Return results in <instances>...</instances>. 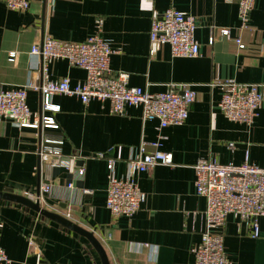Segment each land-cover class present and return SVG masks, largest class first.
<instances>
[{
  "label": "crops",
  "instance_id": "crops-1",
  "mask_svg": "<svg viewBox=\"0 0 264 264\" xmlns=\"http://www.w3.org/2000/svg\"><path fill=\"white\" fill-rule=\"evenodd\" d=\"M168 8L195 16L199 55L174 57L168 44L151 48L152 14ZM99 19L104 38L115 50L112 74L128 72L130 86L153 94L173 84H191L197 97L187 121L161 128L158 120L143 119L141 106L115 114L108 101L85 104L67 94L53 95L51 102L59 109L45 110L41 93L29 90L30 109L51 115L58 128L20 127L0 117V193L35 200L40 185L50 183L52 190L43 194L41 206L93 233L109 264H195L193 248L205 228L207 205L195 188L197 162L248 161L264 167V104L250 125L229 120L218 105L220 81L256 84L264 92V0H255L247 27L242 26L238 3L227 0H32L26 10H11L0 1V85L6 89L43 82L46 71L53 81L67 77L73 87L83 83L84 69L63 58L45 62L32 48L47 33L59 40L85 41L97 33ZM221 28L230 34H221ZM45 133L63 137L55 136L52 144L71 161V168L41 160ZM157 141L160 150L172 153L173 164L138 173L145 203L132 217L114 216L106 206L107 161L92 156L105 152L116 157L120 151L116 169L124 176L127 160L140 146L153 151L150 143ZM83 188L93 192L84 194ZM258 225L259 236L254 237L248 221L227 216L224 250L233 264H264V216ZM0 246L13 264H103L87 236L4 198Z\"/></svg>",
  "mask_w": 264,
  "mask_h": 264
},
{
  "label": "built area",
  "instance_id": "built-area-1",
  "mask_svg": "<svg viewBox=\"0 0 264 264\" xmlns=\"http://www.w3.org/2000/svg\"><path fill=\"white\" fill-rule=\"evenodd\" d=\"M11 10H26L32 0H0ZM237 2L243 27L248 26L250 12L255 0H227ZM103 20H98V31L82 42L64 41L45 34L43 40L32 48V54L41 56L45 62L63 58L71 65L86 71V79L77 86H71L69 78L50 80L45 72L43 82L32 80L24 85L3 88L0 85V117L10 118L20 127L58 128L51 115L33 112L27 102L29 90L42 95V109L57 110L51 102L55 94L76 95L85 104L91 100L108 101L111 112L124 114L128 106H141L144 120H158L161 128L184 124L195 102L197 93L191 84H173L164 92L150 93L141 87L130 86L129 73L120 71L112 74L111 55L115 50L103 36ZM196 18L175 8L155 10L152 14L150 44L157 50L168 44L174 57H195L200 53V44L195 37ZM221 34L229 35L228 28H221ZM213 41V39L211 40ZM241 45V38H236ZM15 54H11L13 60ZM47 64V63H46ZM44 64V65H46ZM44 69L46 70L45 66ZM221 89L219 108L232 121L252 124L258 110L264 104V92L256 84H243L234 80L218 82ZM61 135L42 134L45 149L40 158L52 166H67L71 161L60 156L52 142ZM59 140V141H60ZM155 149L148 151L142 144L138 154L127 160L124 176H118L116 164L121 159L97 152L92 157L105 159L108 167V188L106 206L114 216L135 215L145 203L147 194L139 187L137 174L151 172L159 164L172 165L173 155L159 149L160 142H152ZM80 174L84 168L79 169ZM195 188L197 194L206 198L205 228L201 240L194 246L195 264H233L224 250L222 227L229 214H234L253 226L252 236H259L258 218L264 216V167L245 161L242 164H223L217 160L201 159L195 165ZM72 186V184H70ZM52 186L43 182L35 200L49 193ZM82 193L91 194L92 189L83 188ZM69 215V214H68ZM70 216V215H69ZM0 264H13L12 259L0 246Z\"/></svg>",
  "mask_w": 264,
  "mask_h": 264
},
{
  "label": "water",
  "instance_id": "water-1",
  "mask_svg": "<svg viewBox=\"0 0 264 264\" xmlns=\"http://www.w3.org/2000/svg\"><path fill=\"white\" fill-rule=\"evenodd\" d=\"M0 198H4V199H8V200H14V201H18V202H21L23 204H26L27 206L35 209L36 211H38L42 215L51 217L54 220H58L63 225L87 236L91 240V242L94 244V246L98 250V252L100 253L102 260H103V264H109V261H108V258H107V255H106L104 248L102 247L100 242L95 238L93 233L88 232L84 228L78 226L77 224H74L73 222H71L70 220H68L67 218H65L63 216H60L56 213H53V212H50V211L44 209L41 206L39 200H32L26 196H19V195H15V194H7V193H0Z\"/></svg>",
  "mask_w": 264,
  "mask_h": 264
},
{
  "label": "rangeland",
  "instance_id": "rangeland-1",
  "mask_svg": "<svg viewBox=\"0 0 264 264\" xmlns=\"http://www.w3.org/2000/svg\"><path fill=\"white\" fill-rule=\"evenodd\" d=\"M41 204V203H40Z\"/></svg>",
  "mask_w": 264,
  "mask_h": 264
}]
</instances>
